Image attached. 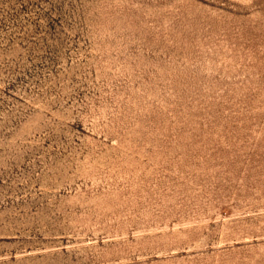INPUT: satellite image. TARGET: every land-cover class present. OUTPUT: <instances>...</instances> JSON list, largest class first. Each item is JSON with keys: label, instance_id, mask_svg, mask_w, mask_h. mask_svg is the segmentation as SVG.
<instances>
[{"label": "rangeland", "instance_id": "rangeland-1", "mask_svg": "<svg viewBox=\"0 0 264 264\" xmlns=\"http://www.w3.org/2000/svg\"><path fill=\"white\" fill-rule=\"evenodd\" d=\"M0 264H264V0H0Z\"/></svg>", "mask_w": 264, "mask_h": 264}]
</instances>
